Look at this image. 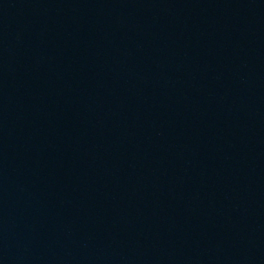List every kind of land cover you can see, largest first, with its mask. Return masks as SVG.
<instances>
[{"label":"water","instance_id":"obj_1","mask_svg":"<svg viewBox=\"0 0 264 264\" xmlns=\"http://www.w3.org/2000/svg\"><path fill=\"white\" fill-rule=\"evenodd\" d=\"M0 264H264V0H0Z\"/></svg>","mask_w":264,"mask_h":264}]
</instances>
